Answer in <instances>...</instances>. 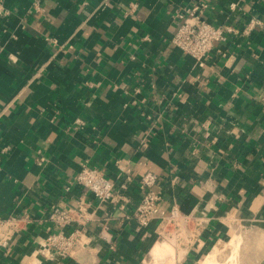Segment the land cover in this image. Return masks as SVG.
<instances>
[{
    "label": "crops",
    "instance_id": "obj_1",
    "mask_svg": "<svg viewBox=\"0 0 264 264\" xmlns=\"http://www.w3.org/2000/svg\"><path fill=\"white\" fill-rule=\"evenodd\" d=\"M1 1L11 15H0V216L36 220L0 246V264H163L151 251L166 241L173 264H204L220 239L262 226L264 0H205L209 21L241 33L203 67L172 43L174 13L193 0H41V12L33 0ZM254 18L262 24L244 33ZM117 159L135 178L126 210L66 190L82 164L114 177ZM148 171L164 201L139 230L129 215ZM84 193L96 215L87 244L45 259L37 241L51 225L47 211ZM174 204L201 219L200 230L191 219L174 241L159 238ZM244 244L254 252L243 264H264V239Z\"/></svg>",
    "mask_w": 264,
    "mask_h": 264
},
{
    "label": "built area",
    "instance_id": "obj_2",
    "mask_svg": "<svg viewBox=\"0 0 264 264\" xmlns=\"http://www.w3.org/2000/svg\"><path fill=\"white\" fill-rule=\"evenodd\" d=\"M32 3L34 11H43L41 0H33ZM231 6L234 9L237 5L233 3ZM208 8L209 4L205 0H193L189 5L181 7L174 13L179 25L172 37V43L184 55L194 58L199 67L206 65L218 43H224L231 36L241 33L240 29L233 25L209 21L205 15ZM0 15L5 17L11 15V11L4 6L1 0ZM261 24L258 19H252L244 33H248L255 26ZM12 37L15 35L12 34ZM2 49L3 46L0 42V52ZM77 124L84 125V122L79 120ZM115 166L117 173L113 177L95 165L84 163L80 171L68 182L66 190L82 188L83 191L90 193L99 204L126 210L131 203L127 191L135 182V178L128 173L125 161L117 159ZM173 179L177 180V175H173ZM157 181L158 176L151 171L144 173L138 179L140 198L129 216L136 220L139 230L147 229L156 220L158 209L164 201L163 195L154 189ZM95 219L93 204L87 199L86 193L74 200L68 208L57 205L50 207L46 214V220L51 225L47 229V234L38 238V254L40 253L45 259L53 261L73 256L77 247L87 244L88 224ZM191 219L196 223L193 232L197 233L203 221L191 215L182 214L178 204H174L171 214L163 216L159 221L156 234L159 238L177 234L181 225ZM35 220L26 212L0 216V246L8 243L16 235L27 231ZM171 225L174 226L172 227L173 234L168 228ZM221 241L223 240L220 239L219 242Z\"/></svg>",
    "mask_w": 264,
    "mask_h": 264
},
{
    "label": "rangeland",
    "instance_id": "obj_3",
    "mask_svg": "<svg viewBox=\"0 0 264 264\" xmlns=\"http://www.w3.org/2000/svg\"><path fill=\"white\" fill-rule=\"evenodd\" d=\"M257 226V227H256ZM254 225V227H248L246 229H240L238 231V234H240L241 236V243H240V246H238L237 248V257H236V260L234 259V261H232V259L229 261L227 260L229 257H231L232 255V252H233V249L231 248V246H228L227 248H230V249H227V250H224V248L220 251V253L218 254V261L224 263V264H243V258L246 254H253L254 252V245H252L249 249L248 248H245L246 245L244 244L243 245V242L246 238H252V239H261L263 240L264 239V223H262V226L261 225ZM172 227H174L173 225H171V227H168L169 228V231L172 232L173 234V229ZM234 235V234H233ZM232 236H230L229 238H227L226 240H223L221 242H219L218 244H227L228 242H230V240L232 239ZM174 236V235H173ZM171 236V240L174 241V237ZM223 242V243H222ZM227 242V243H226ZM217 244V245H218ZM217 245L215 247H217ZM246 249V251H244ZM248 249V250H247ZM261 251L263 252L264 251V247L262 246L261 247ZM262 255V253H261ZM228 261V262H226ZM253 262H251L252 264ZM246 264H250L249 262L246 263Z\"/></svg>",
    "mask_w": 264,
    "mask_h": 264
},
{
    "label": "bare ground",
    "instance_id": "obj_4",
    "mask_svg": "<svg viewBox=\"0 0 264 264\" xmlns=\"http://www.w3.org/2000/svg\"><path fill=\"white\" fill-rule=\"evenodd\" d=\"M240 236V235H239ZM239 236L235 235L230 242H226L227 244H218L217 247L214 248L212 252H210L209 255H207V259H205L204 264H223L222 262L218 261V254L220 251L224 248H227L228 246L232 245L233 246V252L231 257H229L227 260L234 261L236 260L237 257V247L239 244ZM165 241V240H163ZM180 251V250H179ZM175 254V253H174ZM151 255L154 257V259L157 260H165L163 261V264H173V247L171 244H168L166 241L165 243L163 242H158L155 246H153V249L151 251ZM155 261V260H154ZM228 262V261H226ZM231 262V261H230Z\"/></svg>",
    "mask_w": 264,
    "mask_h": 264
}]
</instances>
